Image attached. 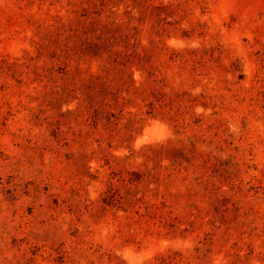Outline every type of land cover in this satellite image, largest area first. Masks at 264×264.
Instances as JSON below:
<instances>
[{
    "label": "rangeland",
    "instance_id": "obj_1",
    "mask_svg": "<svg viewBox=\"0 0 264 264\" xmlns=\"http://www.w3.org/2000/svg\"><path fill=\"white\" fill-rule=\"evenodd\" d=\"M0 264H264V0H0Z\"/></svg>",
    "mask_w": 264,
    "mask_h": 264
}]
</instances>
